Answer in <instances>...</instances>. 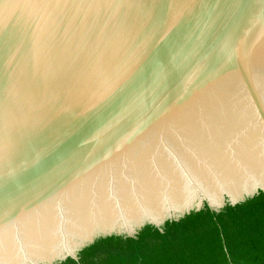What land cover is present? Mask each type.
<instances>
[{
	"label": "water",
	"instance_id": "95a60500",
	"mask_svg": "<svg viewBox=\"0 0 264 264\" xmlns=\"http://www.w3.org/2000/svg\"><path fill=\"white\" fill-rule=\"evenodd\" d=\"M260 191L264 0H0V264Z\"/></svg>",
	"mask_w": 264,
	"mask_h": 264
},
{
	"label": "trees",
	"instance_id": "16d2710c",
	"mask_svg": "<svg viewBox=\"0 0 264 264\" xmlns=\"http://www.w3.org/2000/svg\"><path fill=\"white\" fill-rule=\"evenodd\" d=\"M59 264H264V191L220 211L206 204L163 229L102 237Z\"/></svg>",
	"mask_w": 264,
	"mask_h": 264
}]
</instances>
